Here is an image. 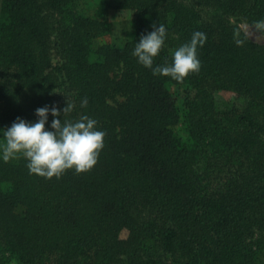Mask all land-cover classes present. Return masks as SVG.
<instances>
[{
  "label": "trees",
  "instance_id": "trees-1",
  "mask_svg": "<svg viewBox=\"0 0 264 264\" xmlns=\"http://www.w3.org/2000/svg\"><path fill=\"white\" fill-rule=\"evenodd\" d=\"M95 4L0 0V149L44 106L106 132L92 170L60 179L0 151V264H264V45L234 22L264 20V0ZM111 10L132 12L123 39ZM154 24L167 36L153 67L206 34L199 73L180 83L138 63ZM217 91L235 98L219 106Z\"/></svg>",
  "mask_w": 264,
  "mask_h": 264
},
{
  "label": "clouds",
  "instance_id": "clouds-1",
  "mask_svg": "<svg viewBox=\"0 0 264 264\" xmlns=\"http://www.w3.org/2000/svg\"><path fill=\"white\" fill-rule=\"evenodd\" d=\"M145 35H141L135 44L132 55L145 68H150L154 76L160 75L182 83L189 75L199 73L201 62L197 48L206 42V34L196 31L190 42L179 46L172 53V63L153 67L154 58L164 47L167 29L163 24ZM257 31H264V20L255 22ZM238 44L243 41H237ZM82 108L87 106V98L81 101ZM74 103H68L62 109L63 115H68L74 109ZM49 113L53 117L52 131L45 129ZM38 118L35 123H29L19 117L3 132L4 145L2 158L5 162L23 156L27 160L30 174H36L45 179H60L66 171L74 170L79 175L92 170L98 163L100 152L104 147L106 132L97 130V121L81 115L78 120L56 119L61 116V110L55 105L40 107L35 110Z\"/></svg>",
  "mask_w": 264,
  "mask_h": 264
},
{
  "label": "rangeland",
  "instance_id": "rangeland-1",
  "mask_svg": "<svg viewBox=\"0 0 264 264\" xmlns=\"http://www.w3.org/2000/svg\"><path fill=\"white\" fill-rule=\"evenodd\" d=\"M89 5L86 6L87 4ZM80 8L85 9L89 14H93L97 11L98 5L95 4V0H80ZM108 23L110 26V37L123 39L131 32V19L132 12L129 10L115 11L111 10L107 14ZM237 25L244 31V33L254 42L264 45V31H257L254 24H248L246 22H236ZM215 102L219 106L226 105L227 102L234 100L235 95L227 91H217L214 93ZM121 237L126 236L125 231H121Z\"/></svg>",
  "mask_w": 264,
  "mask_h": 264
}]
</instances>
